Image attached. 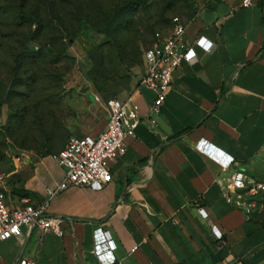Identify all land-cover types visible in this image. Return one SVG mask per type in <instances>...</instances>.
Returning <instances> with one entry per match:
<instances>
[{
    "label": "crops",
    "instance_id": "crops-1",
    "mask_svg": "<svg viewBox=\"0 0 264 264\" xmlns=\"http://www.w3.org/2000/svg\"><path fill=\"white\" fill-rule=\"evenodd\" d=\"M240 2L219 0L200 10L195 25L187 23L190 42L201 35L213 46L193 45L197 61L173 71L154 123V93L140 79L116 93L131 96L141 119L125 153L110 165L112 180L101 190L70 186L53 197L49 213L63 218V235L24 226L21 236L0 242V264H17L20 257L35 264H100L91 253L98 227L109 231L120 264H264V229L246 213L237 197L242 191L229 189L233 171L251 173L264 148V0ZM95 96L76 115L75 135L104 127L109 98ZM98 104L97 114L90 108ZM202 139L231 156L230 166L222 169L199 151ZM63 175L50 156L40 160L25 183L32 202L42 201L44 188Z\"/></svg>",
    "mask_w": 264,
    "mask_h": 264
},
{
    "label": "rangeland",
    "instance_id": "rangeland-1",
    "mask_svg": "<svg viewBox=\"0 0 264 264\" xmlns=\"http://www.w3.org/2000/svg\"><path fill=\"white\" fill-rule=\"evenodd\" d=\"M218 2L0 0V173L7 188L24 193L35 165L46 156L54 161L75 134L76 115L91 107L89 95L116 96L140 79L155 31H166L173 17L195 25L200 10ZM248 174L264 184V148ZM250 201L253 221L264 228V190Z\"/></svg>",
    "mask_w": 264,
    "mask_h": 264
},
{
    "label": "built area",
    "instance_id": "built-area-1",
    "mask_svg": "<svg viewBox=\"0 0 264 264\" xmlns=\"http://www.w3.org/2000/svg\"><path fill=\"white\" fill-rule=\"evenodd\" d=\"M256 0H241V6H251ZM187 23L179 17L170 20V27L166 32L156 31L154 43L143 50V68L140 83L150 88L154 97L149 106L152 117L160 111V105L165 100L170 87L173 71L182 63H194L197 55L193 45L204 51L211 49L212 42L204 36L196 37L190 42L186 37ZM108 113L107 121L102 130L96 135L83 134L68 136L65 145L53 155L56 163L63 169L61 180L52 186L44 188V199L32 202L29 196L12 199L6 185V177L0 173V242L11 237L22 235V227L35 226L39 232L52 231L63 235V218L49 213V204L53 197L68 187H89L94 190L103 189L111 180V163L125 153L127 139L135 136V128L140 123L137 106L131 96L120 99L111 97L106 101ZM202 153L218 161L222 169H226L232 162V157L220 150H215L204 139L196 144ZM229 189L242 191L246 199L242 200L241 193L237 194L241 203L245 204L249 214L252 201L250 198L259 190H264V184L255 182L244 169H235L231 175ZM229 201L230 198L227 197ZM200 214L206 213L199 208ZM214 235L221 238V232L215 225L211 226ZM116 244L108 230L101 227L93 231V246L91 253L100 264H120L114 256ZM17 264H35L31 258L20 257Z\"/></svg>",
    "mask_w": 264,
    "mask_h": 264
},
{
    "label": "trees",
    "instance_id": "trees-1",
    "mask_svg": "<svg viewBox=\"0 0 264 264\" xmlns=\"http://www.w3.org/2000/svg\"><path fill=\"white\" fill-rule=\"evenodd\" d=\"M183 21V20H182ZM170 27V26H169ZM167 31V30H166ZM166 31H162V32H166ZM156 32V31H155ZM154 32V33H155ZM154 33H153V39H152V43L149 45V46H151L153 43H154ZM148 46V47H149ZM142 55H143V52H142ZM142 68H143V57H142ZM130 84V83H129ZM100 91V90H99ZM107 91V90H106ZM106 91H100V93L102 94L103 93V96L104 97H106L107 96V93L108 92H106ZM118 92V91H117ZM116 92V93H117ZM111 97H116V96H108V97H106L105 99H108V98H111ZM68 138V137H67ZM67 140V139H66ZM63 148V147H62ZM61 148V149H62ZM6 182H7V180H6ZM6 185H8L7 183H6ZM8 189V188H7ZM8 191H9V195H10V197L12 198V199H17V198H19V197H21V196H29V192L27 191V190H25V192L24 193H20V192H15L14 193V191L12 190V189H8ZM255 222V221H254ZM256 223V222H255ZM260 226V225H259ZM261 227V226H260ZM261 228H263V227H261ZM264 229V228H263Z\"/></svg>",
    "mask_w": 264,
    "mask_h": 264
},
{
    "label": "water",
    "instance_id": "water-1",
    "mask_svg": "<svg viewBox=\"0 0 264 264\" xmlns=\"http://www.w3.org/2000/svg\"><path fill=\"white\" fill-rule=\"evenodd\" d=\"M90 99L93 100V96L92 95H90Z\"/></svg>",
    "mask_w": 264,
    "mask_h": 264
}]
</instances>
